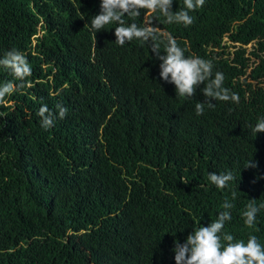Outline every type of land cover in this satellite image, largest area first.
Here are the masks:
<instances>
[{
    "label": "trees",
    "instance_id": "16d2710c",
    "mask_svg": "<svg viewBox=\"0 0 264 264\" xmlns=\"http://www.w3.org/2000/svg\"><path fill=\"white\" fill-rule=\"evenodd\" d=\"M100 3L0 0V58L19 50L32 69L0 102V264H176L174 242L215 220L225 198L224 230L264 246V209L248 228L231 197L247 180L264 202V132L252 131L264 117V0H205L187 27L146 10L124 17L153 20L223 73L239 103L213 101L202 115L203 85L177 96L150 44L117 45L116 24L90 29ZM9 81L21 85L0 66ZM58 104L67 116L45 130L38 110ZM227 171L237 179L226 189L208 180Z\"/></svg>",
    "mask_w": 264,
    "mask_h": 264
},
{
    "label": "clouds",
    "instance_id": "9594fccd",
    "mask_svg": "<svg viewBox=\"0 0 264 264\" xmlns=\"http://www.w3.org/2000/svg\"><path fill=\"white\" fill-rule=\"evenodd\" d=\"M205 0H183V7L179 11L173 10V0H101L100 11L92 16L90 29L95 33L107 29L106 26L116 24L114 28L115 42L119 46L127 42L138 40L150 44V51L161 61L159 64V77L167 83L175 85L176 95L185 99L194 97L200 85L205 99L195 104V112L202 115L205 105L214 108L213 101L239 103L238 94L231 92L223 86L224 75L216 71L213 74V63L196 55H185V49L178 45L170 35L161 31L153 20H147L144 26L135 22L128 23L124 17L140 16L141 10L149 14L159 13L165 18L167 24H183L185 27L193 24L191 12L203 7ZM161 38H166L167 43L161 50ZM0 66L10 70L15 81L0 85V102L11 96L19 86L31 76L32 69L25 55L16 49L7 51L0 58ZM57 112H53L46 105H42L37 115L41 118V127L45 130L54 126L57 119H64L68 109L56 105ZM252 131L256 134L264 132V117L257 120ZM258 163L251 158L244 167L256 168ZM237 177L231 171L210 172L208 180L218 189H226L229 183ZM255 182V181H254ZM255 191L250 181H241L233 184L231 197L236 205L243 206L244 224L252 228L257 221V214L264 209V202L257 204L251 194ZM217 218L204 226L193 229L183 243L174 242L173 252L176 264H264V246L254 234H249L247 241L236 240L233 234L226 232L225 224L231 221L233 203L225 198Z\"/></svg>",
    "mask_w": 264,
    "mask_h": 264
},
{
    "label": "rangeland",
    "instance_id": "374dc122",
    "mask_svg": "<svg viewBox=\"0 0 264 264\" xmlns=\"http://www.w3.org/2000/svg\"><path fill=\"white\" fill-rule=\"evenodd\" d=\"M250 47H251V45L248 48H250Z\"/></svg>",
    "mask_w": 264,
    "mask_h": 264
}]
</instances>
